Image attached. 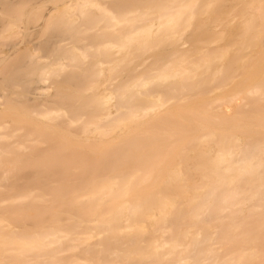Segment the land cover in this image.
<instances>
[{"label": "bare ground", "instance_id": "6f19581e", "mask_svg": "<svg viewBox=\"0 0 264 264\" xmlns=\"http://www.w3.org/2000/svg\"><path fill=\"white\" fill-rule=\"evenodd\" d=\"M35 1L0 0V264H264V0Z\"/></svg>", "mask_w": 264, "mask_h": 264}, {"label": "rangeland", "instance_id": "374dc122", "mask_svg": "<svg viewBox=\"0 0 264 264\" xmlns=\"http://www.w3.org/2000/svg\"><path fill=\"white\" fill-rule=\"evenodd\" d=\"M14 2V1H13ZM30 2H34V4L36 3V1L34 0H27V2L25 3L26 5H28V6H31V3ZM33 4V3H32ZM33 4V5H34ZM228 4H230L233 8H234V10H233V13L229 16V18H228V21H229V26L227 25L228 24V21L226 22V24H220V25H218V30L216 31V32H218V31H223V30H225V27L227 28V29H230L231 31H233V32H235V33H238L239 32V30H240V28L242 27V24H244L243 23V21H241L242 19L237 15L238 14V12H237V10H238V8L239 7H241V2L240 1H237V2H234V1H229L228 2ZM32 5V6H33ZM28 6H25V7H28ZM49 7H52V5L49 3V4H46V5H44V7L42 6V8H43V10L44 11H47L48 12V9H50ZM219 7H222V8H224L225 9V7H226V5L225 4H221V3H218V4H215V7H214V9H218ZM46 9V10H45ZM232 23L234 24V25H232ZM227 25V26H226ZM23 26H25V25H23ZM23 26H20V27H23ZM29 26H32L31 24L29 25ZM239 26V28H237ZM27 27V26H26ZM25 27H23V29H24ZM238 29V30H237ZM20 30H22V28L20 29ZM24 31V32H23ZM32 31V30H31ZM33 32V33H32ZM32 32H30V30L29 31H27L26 30V33H25V29L24 30H22V32H19V35H17V36H15V37H11V38H9L8 40H6L5 42H4V44L6 45H3V47L1 48V50H4L3 52H5V51H9L10 52V50L8 49V48H10L11 49V47H12V45L14 44V45H17V46H15V47H17V52H18V54H19V57L21 58V55L20 54H22V53H25L24 55H26V49L28 48V49H33V48H35V49H33L34 50V53H38L40 56H45L44 54H46L47 55V52H46V50L47 49H44L43 48V45H42V43H45V44H48V45H50L51 43H52V41H54L55 40V38L53 37H50L51 36V34H50V32L51 31H47V32H44V33H41V34H38V32L37 31H32ZM34 32H36V33H34ZM192 32V28L190 27L189 28V30H188V32H187V34H190ZM193 32H194V30H193ZM22 33H25V34H22ZM30 33H32V34H30ZM30 34V35H29ZM42 34H45V35H43V36H41ZM39 35V36H38ZM47 37V38H46ZM50 37V38H49ZM188 37L189 36H185V40H187L188 39ZM20 38H22V39H20ZM38 38H40V40H38ZM44 39V40H43ZM13 40V41H12ZM46 40V41H45ZM37 41V42H36ZM42 41H45V42H42ZM41 43V44H40ZM44 44V45H45ZM13 45V46H14ZM40 45V46H39ZM215 45H218V46H224L225 45V41L224 40H220V41H218V42H216L214 45H210V48H213V47H215ZM28 46V47H27ZM32 46V47H31ZM39 46V47H38ZM47 46V45H46ZM24 48V49H23ZM26 48V49H25ZM44 51H43V50ZM22 50V51H21ZM24 50V51H23ZM21 51V52H20ZM36 51H38V52H36ZM17 52H15V55H17L16 53ZM13 57V56H12ZM18 56H16V58H19ZM24 57V56H23ZM11 59V58H10ZM13 59H14V57H13ZM12 59V60H13ZM18 61H21V60H18ZM4 77L1 75L0 76V84L4 81Z\"/></svg>", "mask_w": 264, "mask_h": 264}]
</instances>
